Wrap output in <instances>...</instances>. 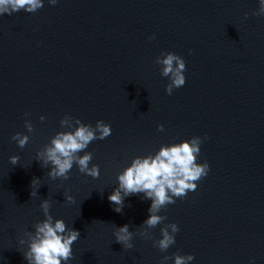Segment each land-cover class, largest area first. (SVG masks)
<instances>
[{"label": "water", "instance_id": "water-1", "mask_svg": "<svg viewBox=\"0 0 264 264\" xmlns=\"http://www.w3.org/2000/svg\"><path fill=\"white\" fill-rule=\"evenodd\" d=\"M259 6L44 0L34 13L0 15V264H27L28 244L19 241L45 219V199L54 220L80 233L66 264H161L164 256L174 264L175 253L193 255L189 264H264V15L253 14ZM167 52L186 65V83L171 95L170 79L155 63ZM66 115L111 126L110 136L85 149L93 154L89 167L99 166L97 178L74 165L67 180L52 179L51 166L36 159L53 136L70 130L60 126ZM18 132L29 136L23 148L11 139ZM193 136L202 140L197 162L208 163L207 176L161 209L167 219L148 230L151 238L140 236L151 200L130 195L114 211L108 196L118 174L136 156ZM11 156L19 157L16 165ZM168 223L179 232L161 252L153 241ZM125 224L134 233L131 249L114 237Z\"/></svg>", "mask_w": 264, "mask_h": 264}, {"label": "clouds", "instance_id": "clouds-1", "mask_svg": "<svg viewBox=\"0 0 264 264\" xmlns=\"http://www.w3.org/2000/svg\"><path fill=\"white\" fill-rule=\"evenodd\" d=\"M48 2L55 5L57 0H48ZM43 6L44 0H0V15H11L20 10L34 13ZM253 14L264 15V0H260L259 9ZM245 15L247 16V14ZM155 63L162 65L161 75L170 79V83L165 88L169 95L172 94L174 88H180L186 83L184 76L186 65L182 57L172 52L161 53ZM28 115L29 113H25V116ZM44 119L43 116L40 117L41 121ZM60 126L70 130L58 132L42 151L37 152L36 159L41 161L44 166H51V170L47 173L48 176L52 179L67 180L69 172L75 165L79 172L97 178L99 166L89 167L93 154L85 149L94 140H103L110 136L111 126L98 120L93 127L68 115L60 121ZM25 128L29 133L33 132V125L29 120H25ZM158 130L163 131V125H158ZM11 139L16 141L20 148L25 147L29 142V136L19 132ZM201 143L200 137L193 136L180 143L162 145L154 155L136 156L130 165L118 174V185L108 196L110 203L115 206L114 211L120 213L125 197L130 195L143 193L144 199L151 200L148 209L149 216L141 225L140 236L151 238V233L148 230L162 224L167 219L166 216L158 214L161 209L169 204H174V198H183L189 191H195L196 182L207 176L208 163L197 162ZM81 152L84 154L79 155ZM9 159L13 165H16L19 157L11 156ZM38 181L39 179L34 178L32 185ZM35 194L31 191V196ZM65 199L69 203L74 202L71 195H66ZM40 207L45 219L34 225V232L26 234L27 241L24 239L19 241L21 245L28 244L27 251L23 253L24 258L27 260V264H62V261L66 264L73 256L72 245L80 237V233L73 228H68L64 220H54L49 212L51 205L48 199L43 200ZM160 232L162 238L154 240L153 245L161 252H165L176 243L175 234L179 232V227L176 223L164 224ZM133 236L134 233L129 231L127 224L115 228V241L123 245L124 248L131 249L133 247L131 243ZM169 259L170 257L164 256L161 264H166ZM172 259L174 264H189L194 256L175 253Z\"/></svg>", "mask_w": 264, "mask_h": 264}]
</instances>
